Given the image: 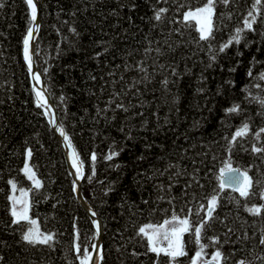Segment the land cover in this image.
I'll use <instances>...</instances> for the list:
<instances>
[{
  "label": "trees",
  "instance_id": "trees-1",
  "mask_svg": "<svg viewBox=\"0 0 264 264\" xmlns=\"http://www.w3.org/2000/svg\"><path fill=\"white\" fill-rule=\"evenodd\" d=\"M120 2L127 4L129 0H38L41 22L35 63L60 123L83 166L82 195L102 222L103 259L99 264H153L155 254L145 255L146 240L136 235L138 227L162 223L173 210L182 217L187 215L190 223L195 224L206 211L207 198L218 189L217 175L229 157L233 168L248 169L253 187L248 197H240L239 192L225 188L220 192L214 212L219 219L213 222L212 230L202 234L201 243L208 245L203 251L211 256L215 249L207 237L215 234L224 240L226 224L233 229L229 234L230 241H237L245 231L249 237L255 233L254 240L223 245L225 255L235 249L229 264H235L242 257L252 260L253 264H262L253 257L260 252L255 242L264 230V210L254 215L245 210L244 204L247 203L248 207L264 205V198L259 194V188L264 187V153L251 151L254 143L264 147V133L260 134L259 141L255 139V133L264 126V108L252 99L255 95L264 97V80L258 78V73L264 71V0H260L253 10L257 15V22L253 24L255 32L244 30L240 44L233 42L224 52L218 53L211 66H207V45L194 43L198 38L194 20L184 22L190 24L187 28L179 25L182 36L175 32L169 35V29L177 25L167 23L173 17L182 20L184 11L202 6L206 0H161L160 3L157 0H133L137 7L131 11L128 7L119 8ZM253 2L231 0L227 7L216 3L214 38L211 41L214 48L227 43L236 27H243V19L247 11L252 10ZM4 5L0 8V255L5 257L7 264H79L76 257L82 255L85 248L90 253L93 251L92 245L96 242L94 228L72 191L73 175L48 115H41L45 109L35 102L33 82L23 59V37L29 27L26 5L23 0H4ZM153 5L169 9L165 20L156 27L151 19ZM178 6L179 11H174ZM113 9L119 15H114ZM73 12L74 16L71 15ZM129 15L131 22L127 19ZM70 27L75 28L78 35L70 32ZM148 40L153 43L149 45ZM101 41L109 43H98ZM245 43H248L247 48ZM168 44L173 45L171 50ZM103 47H107V52L95 56ZM148 47L152 50L145 52ZM157 47L164 55H157ZM237 49L242 56L236 55ZM253 57V77L250 78L245 73ZM237 59L241 63L235 72H229V67L235 65ZM137 61L148 66L153 79L147 87L143 83L137 85L140 96L132 95L136 91L133 88L123 97L126 104L131 100L136 106L128 113L116 109L114 113L109 110L106 114H98L97 109H103L112 94L111 80H116L115 90L119 92L126 83L132 82L133 77L142 75L134 68L126 71L123 67L124 63L134 65ZM159 63H172L177 72L182 73L176 87L169 84L173 92L178 89L179 101L175 107L164 101L160 81L167 73L161 70L152 72L153 65ZM110 72L115 75L110 76ZM201 74L207 79L199 80ZM121 76L124 80L120 79ZM228 79L235 82L233 86L225 84ZM243 85H248L251 94L247 100L241 90ZM199 87H204L205 92H198ZM168 99L171 100L170 94ZM232 102L245 110L229 115L221 123V118L225 117L223 109ZM111 107L115 108V104ZM131 112H143V116L132 117ZM105 115L109 119H105ZM165 117L169 120L167 124L164 123ZM245 118H248L249 131L237 138L230 152L226 151L224 137L230 138ZM157 119L162 127H157ZM144 120L148 123L142 128ZM195 120L200 121V126L194 129ZM121 127L124 132L119 130ZM129 127L135 139H125ZM145 144H151V147L145 148ZM27 148L32 151L31 166L42 184L38 190L21 171ZM112 151L118 155L105 159ZM93 152L95 161L91 159ZM141 156L143 159H138ZM169 161L182 171L186 170L187 174L173 176L171 181L169 175L176 171L175 168L163 175L154 174L155 169L163 171ZM249 165L252 167L248 168ZM194 170L195 180L191 175ZM9 179H13L18 188L32 189L28 192L29 215L37 220L42 232L55 234L54 251L43 246L29 247L20 242L19 232L5 227L10 221L6 200L11 191L7 184ZM257 180L261 181L259 186ZM170 183V194L176 198L173 204L167 200L157 201V196L161 195L158 186L164 185L163 194L168 195L167 185ZM185 184H190L184 190L187 195L182 192ZM233 198L240 201L239 207L232 202ZM186 201L189 203L185 204ZM200 204L205 208L200 209ZM161 209L168 211L162 212ZM220 219L224 224L219 222ZM183 240L187 255L179 259L183 264H189L198 250L194 228L184 234ZM77 244L79 252L75 248ZM249 249L253 251L250 253ZM133 250L140 255H131ZM165 260L161 254L159 264H165Z\"/></svg>",
  "mask_w": 264,
  "mask_h": 264
},
{
  "label": "snow or ice",
  "instance_id": "snow-or-ice-1",
  "mask_svg": "<svg viewBox=\"0 0 264 264\" xmlns=\"http://www.w3.org/2000/svg\"><path fill=\"white\" fill-rule=\"evenodd\" d=\"M161 0H157V3H160ZM166 2V0H165ZM231 0H206V2L200 6L196 7L195 9L189 8V10L184 11L182 13V20H179L176 17H173V19L168 20V24H175L177 25L174 28L169 29V35H171L173 32L179 34L182 36L181 27L180 24H183L185 28L189 27L190 24H184V22H190L192 20L196 21L197 31H198V38L194 40V43L199 45L201 42L205 43L207 45V51H208V65L211 66L214 61L217 59L218 53H222L225 51L226 47L231 45L233 42H235L236 45H239L242 39V34L244 33V30H249L252 32H255V29L253 28V24L257 22V15L254 13L253 10L256 9L257 5L260 3V0H254L251 9L248 10L246 13V16L243 19V27H236L234 32L230 35L227 43H220L216 48L213 47L211 41L214 38V32H213V15L215 12V5L216 3H222L225 7H227L230 4ZM23 3L26 5V11L29 18V27L27 28V34L23 37V59L27 66L28 74L31 76V79L33 81H36L37 83L40 81V75L37 72L33 71V59L32 55L30 54L29 48H30V40L33 38V32L34 28L36 27L35 21L37 20V2L36 0H23ZM4 0H0V8H3ZM119 8L128 7L129 10H134L137 5L133 0H129L127 4L120 2L118 4ZM180 6L174 9V11H179ZM169 11L167 7H155L153 5V15L152 20L155 21L153 24V27H156L158 24L163 22L166 18V13ZM112 13L114 15H119V13L116 12V9L112 10ZM71 15H75V12L71 13ZM223 15V13H221ZM229 18L231 16V13L228 14ZM129 22H131L132 17L129 15L127 17ZM70 32L78 35L76 32V29L73 27H70ZM147 39V37H145ZM183 41H176V43H182ZM101 44H108L107 41H101L98 42ZM153 43L152 40H148V44L151 45ZM165 43H168L167 40H165ZM245 48L248 47V43H245ZM173 45L168 44V49H172ZM107 47H103L101 52H96L95 56L99 57L102 52H107ZM152 49L150 47L145 48V52H149ZM155 52L158 56L164 55V52L160 47H157L155 49ZM237 56H242L243 53L237 49L236 52ZM203 62V61H202ZM241 61L239 59L236 60L235 65L229 67V72H235L236 66L239 65ZM255 63V57H253L252 61H249V67L246 70L245 75L247 77H253L252 67ZM124 69L127 71L130 68H134L138 73H142L141 76L133 77L131 83H126V87H122L119 92L115 90V84L116 80L113 79L109 83L112 85L113 90L112 94L109 96L108 101L106 102L103 109H97L98 114H106L109 110H111L113 113L116 109H119L125 113L130 112L132 108H134L136 105L132 103L131 100L127 102V104L124 102L123 97L128 95V92L135 88L136 91L132 93L133 96H140L141 90L137 85L143 83L145 87H147L148 83L151 82L153 79V75L149 73L148 66L145 65L142 61H137L134 65H129L128 63H124L123 65ZM187 67V66H186ZM157 70H161L163 72H166L167 75L163 77V79L160 81V83L163 85V92H164V101L165 104H170L172 107H175L176 104L179 101V93L178 89L176 92L172 91V88L169 87V84H171L173 87H176L179 83L180 76L182 73H178L175 66H173L172 63H159L154 64L152 68V72L155 73ZM48 69L45 68L44 72L47 73ZM110 76H114V72L109 73ZM174 77V79H173ZM258 78L261 80H264V71H260L258 73ZM92 79H95V77H92ZM121 80H124V77H120ZM207 78L203 76V74L200 75L199 80L203 81ZM234 81L232 79H228L225 81V84L229 87L234 85ZM103 87H101V91L103 92ZM246 95L244 97L245 100L248 99L249 93L248 85H243L241 89ZM32 91L35 92V102L38 107L44 108L45 111L41 113V115H49L48 112V106H47V100L45 99V93L39 89L36 88L35 84L32 87ZM198 92L203 93L205 92L204 87H199L197 89ZM220 92V86L217 87V93ZM168 94L171 95V100L168 99ZM206 99V97H205ZM252 99L255 100L261 108H264V97H261L259 95L252 96ZM60 100L63 101L64 97L61 95ZM115 104V108H112V104ZM139 103V101H137ZM143 107V104L140 105ZM172 107L169 108V111L172 110ZM245 109L240 108V105L236 102H232L231 106L225 107L223 109V112L225 113V117L221 118V123L224 122L225 119L228 118L231 114H239L240 112L244 111ZM178 111V109H177ZM209 112H211V109H209ZM153 115H157V113H153ZM131 116H143V112H131ZM114 119L115 117H111ZM203 118V117H202ZM105 119H109L105 115ZM125 119H128V117H125ZM248 118H245V121L242 122L240 127H237L235 132L231 135L229 138L227 135L224 137V139L227 141V147L226 151H231V149L234 147V142L237 141L238 137H243L248 131H249V123L247 122ZM50 124H54L55 121L53 119L49 120ZM147 120H144L141 122V127L144 128L147 125ZM164 123H169V120L167 117L164 119ZM200 126V121L195 120L192 124V128H198ZM157 127H162L159 123V119H157ZM121 132H124V128L121 127L119 129ZM56 131L59 132L60 136L63 137V141L67 144L68 148L71 149V152L69 153V158L71 160V165L73 168H75V176L77 179L83 178L84 173L81 167V163L79 161L78 154L76 153L75 149L72 147L69 135L65 131L62 124L56 125ZM264 133V126H261L258 131L255 133V139L257 141L260 140V134ZM125 139L132 140L135 139V137L132 136L131 127H129V130L125 132ZM151 144H145V148H150ZM251 151L253 153H264V147H259L257 144H252ZM26 155L28 157H31L32 151L30 148L26 149ZM118 155L116 151H112L110 156L105 157V159H111V157ZM91 159L93 161L96 160V154L93 152L91 155ZM138 159H143V157H138ZM116 167H119V165H116ZM252 165H249L248 168H251ZM175 168L176 171L171 173L169 175V180H172L173 176H178L182 174H187L186 170L182 171L179 166L171 161L166 163L164 165L163 171L160 169H155L154 174L163 175L164 172H167L169 169ZM27 176V178L32 181V184L34 185L35 189H40L42 187L41 181L36 177V173L29 167V164L27 161H25L23 168L21 169ZM220 175H217V179L219 181L218 189H214L213 193L210 197L207 198V208L202 217L198 219V221L195 224L190 223L189 217L187 215L180 216L177 214L175 210L171 212L170 216H167L162 223H147L144 224L136 230V235L142 239L146 240V252L147 253H153L155 254L153 264H159V258L161 254L166 257L165 264H183V262L179 259L180 257H185L186 251H185V244L183 240V236L185 233L190 232L194 228V237H195V243L198 246V250L195 251V255L190 258L189 264H229V260L231 259V256L235 254V249H230V255H225V253L222 251L223 245L225 243H236L238 241H247L249 239H255V233H253L252 237H249L247 234V231L244 232L243 236H238L237 241H230L229 240V234L232 233L233 229L228 226L224 225L227 231L223 233L225 239L221 240L218 235H211L208 236L207 239L209 240L211 246L215 249L211 253L210 259H204L203 256L205 255L203 253V249L207 247L208 245H205L201 243L202 240V234H205L208 230L213 229V222L218 220L219 217L214 215L215 209L218 206V198L220 196V192L226 187H232L234 190L239 192L240 197H248L250 192L249 190L253 187V178L249 175L248 169H241L239 167H232V161L231 157H229L228 160L224 161L223 167L219 170ZM227 173V179L222 178V174ZM192 179L195 180V170L193 172ZM176 181H173L175 183ZM198 183V181H197ZM7 184L11 186L10 193L6 196V200L9 202L7 206V213L10 216V221L5 224L6 228H11L14 232L20 233V242L23 244L32 247V248H38V246H43L49 251L55 250L56 245V238L55 234L51 231H44L42 232L40 228L37 226L36 219L32 218L29 215L30 210V201L28 192L32 191V189H25L23 187L17 188L16 183L13 179H9L7 181ZM256 184L259 186L261 184L260 180L256 181ZM161 192V195L157 196V201L161 200H167L169 204H173L175 201V197L171 196V188L172 183L167 185L168 189V195H164V185L158 186ZM190 187V184H185L184 188L182 189V192H184L185 195L187 193L184 191ZM110 189H105V191H108ZM19 192V196H17L15 193ZM72 191H77V181H72ZM259 194L261 198H264V187L259 188ZM194 199V197H193ZM237 207L240 206V201L238 199L233 198L232 201ZM144 203H147V201H144ZM185 204L189 202H184ZM200 209L205 208V205L200 204ZM244 208L247 212L252 213L254 215L261 214L262 210H264V205H255L253 204L251 207H248L247 203L244 204ZM88 211L92 212V216H96V213L92 211L90 208ZM155 211V209H153ZM162 212H167L168 209H161ZM191 212V209H189ZM237 213V217H238ZM226 219V218H225ZM219 222L221 224H224V220L220 219ZM92 223L96 226V235L99 234L100 231V224L98 221L93 220ZM15 226V227H14ZM75 227V226H74ZM166 242V243H165ZM255 246L260 249L259 254L255 255L253 257V260L261 261L262 264H264V230L261 231V234L259 236L258 241L255 242ZM93 249H96V244L92 245ZM76 251H80V246L77 244L75 245ZM27 249H25L26 251ZM253 249H249V252L251 253ZM91 253L87 250V248L84 249L83 254L80 256H77L76 258L79 259V264H89V261L91 260ZM131 255L138 256L140 255L135 250L132 251ZM103 256L101 255L99 257V260H102ZM99 260L97 261V264H99ZM0 264H7L5 257L3 255H0ZM235 264H253L252 260H247L245 258H240L235 261Z\"/></svg>",
  "mask_w": 264,
  "mask_h": 264
},
{
  "label": "water",
  "instance_id": "water-1",
  "mask_svg": "<svg viewBox=\"0 0 264 264\" xmlns=\"http://www.w3.org/2000/svg\"><path fill=\"white\" fill-rule=\"evenodd\" d=\"M37 2V20L34 22L36 27L34 28V32H33V38L30 40V48H31V53H32V59H33V71L34 72H37L39 75H40V79L43 83V86H44V90L47 94V97L49 99V102L52 106V109H53V112H54V116L52 115L51 111L48 109V112H49V115H48V118L49 120L50 119H53L55 121L54 124H50L52 130L54 131L60 145H61V148L63 150V153H64V156H65V159L67 161V164H68V167L73 175V179L77 181V191L74 192L75 195H76V198L79 202V204L81 205V207L85 210V212L88 214L91 222L93 220H96L99 222L100 224V231H99V234L96 235V226L92 223L93 225V228H94V232H95V237H96V249H93L92 251V255H91V260L89 261V264H97V261L99 260V257L101 256L102 254V244H103V226H102V222H101V219L99 218L98 214L96 213V211L91 207V205H89V203L84 199L83 195H82V191H81V182H82V178H79L77 179V177L75 176V168L72 167L71 165V160L69 158V153L71 152V150L69 148H67V145L66 143L63 141V137L60 136L59 132L56 131V125H60V120L58 118V115H57V112H56V109H55V106L49 96V92H48V89L42 79V76L41 74L39 73L37 67H36V63H35V47H36V40H37V37H38V34H39V27H40V22H41V18H40V9H39V3H38V0H36ZM33 82V85H34V81L32 80ZM80 161V160H79ZM81 163V162H80ZM81 167H82V170H83V166L81 164ZM227 173L225 172L224 174H222V178L223 179H227ZM225 189H230V190H233L235 192H238L236 190H234L232 187H228L226 186ZM91 209L92 211H94L96 213V216H92V212L91 211H88V209ZM100 261V260H99Z\"/></svg>",
  "mask_w": 264,
  "mask_h": 264
},
{
  "label": "bare ground",
  "instance_id": "bare-ground-1",
  "mask_svg": "<svg viewBox=\"0 0 264 264\" xmlns=\"http://www.w3.org/2000/svg\"><path fill=\"white\" fill-rule=\"evenodd\" d=\"M29 51H30V54L32 55V53H31V48H29ZM34 84H35V86H36V88L37 89H39V90H41V91H43L44 93H45V99L47 100V106H48V109L51 111V113H52V115L54 116V112H53V109H52V106H51V104H50V102H49V99H48V97H47V94H46V92H45V90H44V86H43V83H42V81H41V79H40V81L37 83L36 81H34ZM67 145V144H66ZM67 148H68V146H67ZM70 149V148H69ZM71 150V149H70Z\"/></svg>",
  "mask_w": 264,
  "mask_h": 264
},
{
  "label": "rangeland",
  "instance_id": "rangeland-1",
  "mask_svg": "<svg viewBox=\"0 0 264 264\" xmlns=\"http://www.w3.org/2000/svg\"><path fill=\"white\" fill-rule=\"evenodd\" d=\"M195 21V20H194ZM196 22V21H195ZM30 160H31V157H28V156H26V161L28 162V164H29V167L33 170V168H32V166H31V162H30ZM34 171V170H33ZM17 188H18V186H17ZM17 196H19V192L17 191L16 193H15ZM37 221V220H36ZM37 226L39 227V224H38V222H37ZM166 243V242H165ZM203 253H204V251H203ZM205 254V253H204ZM195 255V254H194ZM203 258L204 259H210L211 258V256H208V255H204L203 256Z\"/></svg>",
  "mask_w": 264,
  "mask_h": 264
}]
</instances>
